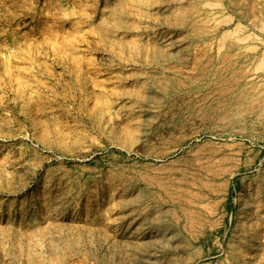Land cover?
Masks as SVG:
<instances>
[{
    "label": "rangeland",
    "instance_id": "obj_1",
    "mask_svg": "<svg viewBox=\"0 0 264 264\" xmlns=\"http://www.w3.org/2000/svg\"><path fill=\"white\" fill-rule=\"evenodd\" d=\"M240 82L264 89V0H0V264H264V163L177 211L82 159L188 116L157 89Z\"/></svg>",
    "mask_w": 264,
    "mask_h": 264
},
{
    "label": "bare ground",
    "instance_id": "obj_2",
    "mask_svg": "<svg viewBox=\"0 0 264 264\" xmlns=\"http://www.w3.org/2000/svg\"><path fill=\"white\" fill-rule=\"evenodd\" d=\"M247 84L221 88L215 100L210 94L195 96L200 88L193 86L157 89L158 101L167 97L183 102L188 116L178 115L160 133L97 146L82 159L101 168L99 173L111 187L147 184L167 194L175 210H192L207 183L227 167L244 160L249 168L264 163V89ZM246 89L251 93L242 97ZM136 102L145 106L142 99ZM198 180L203 181L201 187Z\"/></svg>",
    "mask_w": 264,
    "mask_h": 264
}]
</instances>
